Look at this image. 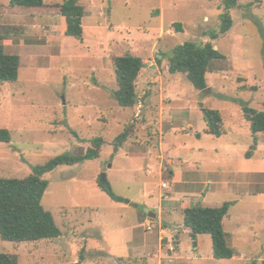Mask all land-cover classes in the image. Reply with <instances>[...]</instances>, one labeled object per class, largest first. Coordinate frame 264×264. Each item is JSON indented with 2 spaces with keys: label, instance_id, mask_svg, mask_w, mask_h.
<instances>
[{
  "label": "rangeland",
  "instance_id": "rangeland-1",
  "mask_svg": "<svg viewBox=\"0 0 264 264\" xmlns=\"http://www.w3.org/2000/svg\"><path fill=\"white\" fill-rule=\"evenodd\" d=\"M63 1L43 0L50 8L32 12L0 0L5 52L20 57L16 82L0 86V128L11 135L9 143H0V177L24 178L54 156L83 154L95 137L103 140L100 155L43 176L48 186L41 203L53 215L59 237L0 239V252L16 255L18 264H69L80 258L82 264H260L264 173L254 175L255 193L248 196L232 186L219 189L214 173L225 170L236 177L245 170L264 171V133H251L240 106L243 101L264 109V0H239L229 11L230 30L215 40L210 32L219 30L221 0H79L85 10L81 39L64 34L65 20L56 7ZM186 41L210 42L225 55L212 63L203 91L184 74L168 72L172 48ZM124 52L145 60L137 104L129 109L112 96L113 57ZM203 108L220 112V137L205 132ZM124 131L126 139L115 151L114 141ZM160 144L163 176L158 175ZM225 147L231 152L223 155ZM250 149L254 155L246 160ZM169 170L178 171L184 183L172 182ZM102 173L123 202L101 191ZM160 179L170 187L160 189L168 196H160V227L168 224L169 232L158 245L159 221L143 211L158 212ZM187 201L204 207L235 201L231 221L223 222L234 258H213L208 234L192 246L177 207ZM144 220L152 225L145 234L152 237L146 252L128 243L145 233L139 224Z\"/></svg>",
  "mask_w": 264,
  "mask_h": 264
},
{
  "label": "trees",
  "instance_id": "trees-1",
  "mask_svg": "<svg viewBox=\"0 0 264 264\" xmlns=\"http://www.w3.org/2000/svg\"><path fill=\"white\" fill-rule=\"evenodd\" d=\"M239 0H221L224 12L220 15L219 30L210 32V38L215 40L219 35L227 33L232 26L229 11L239 6ZM13 7L29 9L32 12L47 10L49 5L43 0H9ZM58 15L65 20V36L81 39L83 36L82 18L84 7L79 0H65L58 4ZM0 35V86L16 82L20 67V57L5 52ZM210 43L186 41L172 48L168 56V72L181 73L186 76L191 85L203 91L207 88L206 73L212 71L215 60L224 59ZM160 61V59H157ZM114 74L117 89L112 96L119 106L129 109L137 104L136 83L145 63L142 58L130 52H124L113 57ZM256 87H251L255 90ZM243 118L249 123L252 134L264 133V109L259 110L240 101ZM206 123L205 132L219 137L223 134L222 118L219 111L203 108ZM74 133V132H73ZM127 132L119 134L114 141V150L122 145ZM196 136H199L197 134ZM11 135L8 129L0 128V143H9ZM103 140L95 137L92 146L83 154H60L50 158L46 163L33 167L32 173L24 178L0 177V239L9 242H33L42 239H54L61 235L53 215L42 206V197L47 189L48 180L43 176L60 165H73L86 160L96 159L100 155ZM256 139L251 149H255ZM251 149L245 157L251 156ZM113 201L123 202V198L114 193L109 182L98 184ZM233 201H225L219 206L204 207L189 206L183 209V224L189 229L188 235L194 248L197 246V236L208 234L211 238L212 256L217 260L231 259L235 250L227 245V233L223 229V218L228 215ZM82 258L69 264H82ZM0 264H18L14 254L0 252ZM264 264V259L260 262Z\"/></svg>",
  "mask_w": 264,
  "mask_h": 264
},
{
  "label": "crops",
  "instance_id": "crops-1",
  "mask_svg": "<svg viewBox=\"0 0 264 264\" xmlns=\"http://www.w3.org/2000/svg\"><path fill=\"white\" fill-rule=\"evenodd\" d=\"M144 63H145V60L143 61ZM142 69H144V68H142ZM197 134H199V133H197ZM196 134V135H197ZM256 134H258V133H256ZM201 137V134H199V136H196V138H200ZM220 137V136H219ZM257 145V144H256ZM227 147V146H226ZM225 147V148H226ZM222 148H224L223 146H221L220 147V149L222 150ZM228 149L229 148H226V150H223V152H224V154L223 155H225V153H230L231 151H228ZM255 150L256 149H254V152H255ZM159 152L161 153L160 154V158L162 159L159 163H158V168H159V171H158V175H161V176H163V167H165V165H164V151H162L161 150V144H160V148H159ZM254 152H252V154H251V156L249 157V158H245L246 160H252L251 158L253 157V155H254ZM143 155V154H142ZM130 156H132L133 158H135V157H137L136 156V154L134 153V152H130ZM244 157H245V153H244ZM163 161V162H162ZM169 172V176H171V178L173 177V179H171L172 180V182L174 181L175 182V184H177V183H184V180H183V176H178V171H171V170H169L168 171ZM260 173H264V171H259V172H254L253 170H245V171H241V172H239V173H237V176L236 177H234V176H232V175H230V172H228V171H225V170H223V171H220V172H215L214 174H215V180H214V185H216L217 184V186H218V188L219 189H224V190H227V191H229L230 190V188H231V186H232V188H233V190H235L236 192H240L241 194H243V196H248V195H254V188H255V179H254V175L255 174H260ZM182 175V174H181ZM164 181L162 180V179H160V183L159 184H157V187H158V189H159V202L157 203V207H158V212L157 213H155L156 214V217H155V219L156 220H158L159 221V226H158V232H156V236L158 237V245H160L161 244V240H162V235L165 233V232H169V226H168V224L166 225V227L165 228H163V227H160V223H161V221H162V218H163V208H162V206L160 205V196L162 195H165V200H167L168 199V196L166 195V194H163L162 192H160V189L163 191V189L164 188H162L161 187V184L163 183ZM167 185L169 186V184L167 183ZM165 190H167V191H169L170 190V187H169V189H165ZM144 196H145V194H144ZM149 196H151V195H149ZM237 196L238 197H240L241 198V196H239L238 194H237ZM205 197L206 196H203V200L205 199ZM236 201V200H235ZM235 201H234V204H235ZM237 202V201H236ZM131 205H133V206H135V204H131ZM189 206H192V203L191 202H182V203H180L179 202V204H178V209L180 210V209H185V208H187V207H189ZM146 207V206H145ZM150 211H152L150 208H148ZM146 219V218H145ZM155 219H151V220H155ZM150 220V221H151ZM224 220H229V221H231V217H230V215H229V210H228V215L227 216H225L224 218H223V222H224ZM145 221V220H144ZM222 222V223H223ZM145 223V222H144ZM144 223H139V224H141L142 226H143V224ZM154 226V225H153ZM173 231L175 232V235H176V239H177V234L178 233H176L177 232V230L176 229H173ZM145 233H143V235H140V234H138L137 235V237H138V241H135V239H134V237L132 236L131 238H130V240L128 241V243L130 244V245H132V244H134L136 247H137V249L140 251H142V252H146L145 251V249H148L149 248V246H150V244H148V240H150V239H152V237H148V236H146L145 234L147 233V231H144ZM134 234V233H133ZM135 235V234H134ZM200 235H203V234H199L198 236H200ZM198 236H197V238H198ZM177 243V242H176ZM211 246H212V244H211ZM197 247V246H196ZM137 251V250H136ZM232 258H234V256L232 257ZM231 258V259H232Z\"/></svg>",
  "mask_w": 264,
  "mask_h": 264
},
{
  "label": "water",
  "instance_id": "water-1",
  "mask_svg": "<svg viewBox=\"0 0 264 264\" xmlns=\"http://www.w3.org/2000/svg\"><path fill=\"white\" fill-rule=\"evenodd\" d=\"M106 175L104 173L101 174L100 176V183L104 184L106 183ZM125 203H129V200H125ZM130 204V203H129ZM199 206V204L195 205ZM144 217L150 218V219H155L156 214L153 211H150L148 208H145L143 211Z\"/></svg>",
  "mask_w": 264,
  "mask_h": 264
},
{
  "label": "built area",
  "instance_id": "built-area-1",
  "mask_svg": "<svg viewBox=\"0 0 264 264\" xmlns=\"http://www.w3.org/2000/svg\"><path fill=\"white\" fill-rule=\"evenodd\" d=\"M161 187L164 188V189H169V186L167 185L166 182H163L161 184ZM144 229L146 231H150L152 229V225H151V221L150 220H146L145 223H144ZM170 250H172V247H170Z\"/></svg>",
  "mask_w": 264,
  "mask_h": 264
}]
</instances>
